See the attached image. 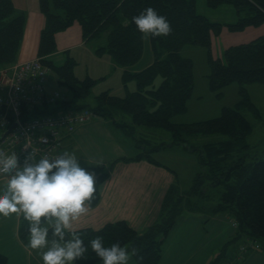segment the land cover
I'll use <instances>...</instances> for the list:
<instances>
[{"label": "trees", "instance_id": "1", "mask_svg": "<svg viewBox=\"0 0 264 264\" xmlns=\"http://www.w3.org/2000/svg\"><path fill=\"white\" fill-rule=\"evenodd\" d=\"M207 7L231 5L236 13L233 23L212 22L196 11L195 0H38L39 10L45 17L40 31L37 56L47 70H51L57 85L67 89L71 98L64 99L51 107L44 106V113H70L82 109L90 110L95 117L110 122L122 131L138 149L132 158L119 161L147 160L161 165L152 154L165 146L166 142L152 144L141 127H155L171 133V145L181 144V135L225 134L229 138L220 142L205 143L198 150V169L193 183L187 191L170 186L162 200L158 219L142 233H137L123 221L108 223L100 231L79 230L78 234L88 246L85 257L74 264H101L91 251L90 241L101 236L104 246L112 243L126 248L136 264H158L162 254V241L169 233L182 211H207L211 214L225 213L236 223L234 240L250 239L261 243L264 249V159L246 161L238 151L246 149V137L251 125L242 115L241 109H248L255 115L257 108L247 99L243 89V99L235 107H224L219 116L194 123H175L171 118L185 112L186 103L193 90V62L183 57L180 49L185 44L203 46L207 49L209 87L219 90L232 82L264 83V35L245 43L229 45L219 57L211 53L212 42L223 29L241 32L248 27L264 24V0H205ZM152 7L158 15L167 18L171 34L166 37H148L151 62L138 71L132 66L140 59L144 42L131 18L143 9ZM74 22L81 27L82 37L90 40L105 33V44L96 48L97 55L108 54L113 64L122 69V81L133 79L136 89L125 96H115L103 91L95 96L90 106L83 101L68 109L73 99L84 100L95 80L90 77L78 79L73 71L75 61L66 58L62 66H53L44 57L56 51L54 36L66 30ZM24 17L14 14L11 0H0V68L16 62L22 39ZM127 24V26H125ZM105 54V55H106ZM128 116L130 120H127ZM137 128L141 129L138 134ZM62 139L68 134H61ZM188 147V146H187ZM191 149V147H188ZM193 151V150H192ZM118 160L107 167L93 165L96 192L91 206L98 202V187L106 179ZM167 169L168 167L164 165ZM223 186L218 202L209 208L203 205L208 194L207 187ZM43 219V218H42ZM44 226V225H42ZM29 223L20 217L19 238L28 245ZM49 231V241L52 239ZM224 250L209 264H218ZM0 264L7 259L0 254Z\"/></svg>", "mask_w": 264, "mask_h": 264}, {"label": "crops", "instance_id": "2", "mask_svg": "<svg viewBox=\"0 0 264 264\" xmlns=\"http://www.w3.org/2000/svg\"><path fill=\"white\" fill-rule=\"evenodd\" d=\"M14 14L24 17L22 39L16 56V61H24L37 57L40 31L44 27L45 17L39 10L38 0H11ZM196 11L212 22L233 23L236 21L235 10L226 8L219 17L212 16L201 9ZM228 14L221 18L222 14ZM264 35V24L259 27H248L241 32H228L223 29L220 48L248 42ZM56 51L44 57L53 66H62L66 58H72V52L86 49L89 40L82 37L81 27L74 22L66 30L57 32L54 36ZM223 49V50H224ZM95 48L85 50L93 59L103 58L95 53ZM222 54L218 51L217 57ZM110 67L117 70V66L108 58H103ZM152 58L148 60V65ZM133 67L138 71L145 67ZM109 67V68H110ZM47 79L50 84L47 83ZM45 88L51 93L57 85L56 77L50 70L46 76ZM64 94V93H63ZM138 134L141 129L137 128ZM163 148L154 153L156 156L162 151L171 150V139L166 138ZM62 153L68 151L77 156L79 164L89 172L95 165L108 164L118 160L109 171L106 179L98 187V202L90 206L86 214L73 221L72 227L76 231L101 229L108 223L123 221L137 233L144 232L158 219L160 207L167 189L178 181L176 173L159 157H153L161 165L147 160L130 162L119 161L121 158H132L138 154L133 142L116 129L110 122L94 117L86 124L78 125L74 133L66 135L61 142ZM166 166V165H165ZM96 175V174H95ZM7 176H0V194L4 190ZM180 190V189H178ZM21 217V216H20ZM20 217H0V254L6 257L7 264H43L38 251L28 247L19 238ZM236 229L233 228L225 213L211 214L207 211H182L176 218L174 225L162 241V254L158 264H209L220 253L223 259L218 264H264V249L251 248L242 260L235 255L242 238L234 240ZM43 249L41 251H46ZM128 264H136L132 258Z\"/></svg>", "mask_w": 264, "mask_h": 264}, {"label": "clouds", "instance_id": "3", "mask_svg": "<svg viewBox=\"0 0 264 264\" xmlns=\"http://www.w3.org/2000/svg\"><path fill=\"white\" fill-rule=\"evenodd\" d=\"M131 21L142 39L166 37L172 31L167 18L152 7L143 9ZM33 160L34 155L29 153L21 164L16 153L0 151V174L7 176L0 194V217L15 214L29 223L28 247L38 251L43 264H74L89 250L72 224L91 206L96 192L95 174L82 168L77 156L68 151L30 162ZM89 243L101 264H128L137 254L136 249L130 254L119 242L105 247L101 236Z\"/></svg>", "mask_w": 264, "mask_h": 264}, {"label": "rangeland", "instance_id": "4", "mask_svg": "<svg viewBox=\"0 0 264 264\" xmlns=\"http://www.w3.org/2000/svg\"><path fill=\"white\" fill-rule=\"evenodd\" d=\"M196 8L198 10L202 8L204 11L212 16L219 17L222 10L226 8H234L231 5H220L216 8L207 7L205 0H195ZM228 14L224 13L221 18L226 17ZM222 36L215 37L211 46V53L214 57H217L218 51L223 49L218 46V43L222 40ZM144 48L140 59L132 67H141L148 63L150 59V44L148 38H143ZM105 44V33H100L93 39H90L86 45V49L81 48L80 52H72V57L76 62L73 68L74 74L78 79H84L90 77L95 80L94 85L91 86L89 94L84 100L73 99L68 109H73L75 103H84L93 106L95 103V96L103 91H108L115 96H125L127 93L136 89V82L130 79L123 83L122 81V69L117 67H110L109 63L104 61L105 58H110L108 54L102 55L103 58L93 59L91 55H87L85 50L96 49ZM228 47V46H226ZM180 54L183 57L190 58L193 62V90L188 102L186 103V110L183 113L174 115L171 120L175 123H194L214 118L220 115L222 108H233L235 105L243 99V95L240 92L241 89L245 91L248 101H250L258 110L259 114L255 115L248 109H241L242 115L251 125V132L246 137L248 147L237 152V155H244L246 161H255L264 159V83H239L232 82L227 86L219 89L212 90L208 83V74L210 66L207 61V49L203 46L194 44H185L180 49ZM221 54V55H222ZM220 55V56H221ZM110 67V68H109ZM46 82V76H45ZM50 81L47 79L46 84ZM55 88L56 90L64 93L68 98H71L67 89L63 87ZM54 90V89H53ZM52 90V91H53ZM52 105L48 106L51 107ZM48 114V112H47ZM127 120L130 118L128 116ZM144 132L150 135L147 137L152 144H160V142H166L165 137L171 139L172 135L169 131L155 128V127H141ZM229 137L225 134H199V135H187L183 133L181 144H174L171 150L162 151L158 156L155 153L153 157H159L160 161H163L166 166H169L176 173L178 181V189L181 191H187L192 183L195 173L198 169L197 158L198 148L205 143L220 142L227 140ZM190 146L191 149L188 147ZM193 150V151H192ZM223 190L222 185L215 187H207V198L203 201V205L206 208L211 207L218 202L219 194Z\"/></svg>", "mask_w": 264, "mask_h": 264}, {"label": "built area", "instance_id": "5", "mask_svg": "<svg viewBox=\"0 0 264 264\" xmlns=\"http://www.w3.org/2000/svg\"><path fill=\"white\" fill-rule=\"evenodd\" d=\"M47 74V68L38 57L0 68V151L8 155L16 153L21 164L29 153L34 155V160L30 161L33 163L43 156L51 158L63 154L61 134H72L76 126L95 117L88 109L65 114L44 113L45 105L64 99L56 89L46 92ZM254 244L246 239L239 246L237 259L241 260Z\"/></svg>", "mask_w": 264, "mask_h": 264}, {"label": "water", "instance_id": "6", "mask_svg": "<svg viewBox=\"0 0 264 264\" xmlns=\"http://www.w3.org/2000/svg\"><path fill=\"white\" fill-rule=\"evenodd\" d=\"M6 133H7V131L2 136H4Z\"/></svg>", "mask_w": 264, "mask_h": 264}]
</instances>
